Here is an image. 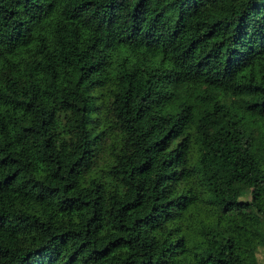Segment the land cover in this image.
I'll list each match as a JSON object with an SVG mask.
<instances>
[{"label": "trees", "instance_id": "16d2710c", "mask_svg": "<svg viewBox=\"0 0 264 264\" xmlns=\"http://www.w3.org/2000/svg\"><path fill=\"white\" fill-rule=\"evenodd\" d=\"M264 264V0H0V264Z\"/></svg>", "mask_w": 264, "mask_h": 264}, {"label": "rangeland", "instance_id": "374dc122", "mask_svg": "<svg viewBox=\"0 0 264 264\" xmlns=\"http://www.w3.org/2000/svg\"><path fill=\"white\" fill-rule=\"evenodd\" d=\"M259 264H261V262Z\"/></svg>", "mask_w": 264, "mask_h": 264}]
</instances>
